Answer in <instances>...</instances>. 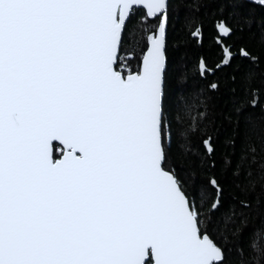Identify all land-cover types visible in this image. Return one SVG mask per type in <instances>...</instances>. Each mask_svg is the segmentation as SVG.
Instances as JSON below:
<instances>
[{"label": "snow or ice", "instance_id": "1", "mask_svg": "<svg viewBox=\"0 0 264 264\" xmlns=\"http://www.w3.org/2000/svg\"><path fill=\"white\" fill-rule=\"evenodd\" d=\"M262 66L264 0H0V264H264Z\"/></svg>", "mask_w": 264, "mask_h": 264}, {"label": "trees", "instance_id": "2", "mask_svg": "<svg viewBox=\"0 0 264 264\" xmlns=\"http://www.w3.org/2000/svg\"><path fill=\"white\" fill-rule=\"evenodd\" d=\"M262 70H264V66H262ZM222 134H223V130H222Z\"/></svg>", "mask_w": 264, "mask_h": 264}]
</instances>
